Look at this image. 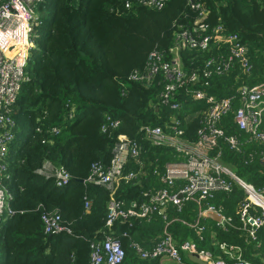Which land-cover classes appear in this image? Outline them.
I'll return each mask as SVG.
<instances>
[{
    "label": "trees",
    "instance_id": "obj_1",
    "mask_svg": "<svg viewBox=\"0 0 264 264\" xmlns=\"http://www.w3.org/2000/svg\"><path fill=\"white\" fill-rule=\"evenodd\" d=\"M193 4L207 12L204 31L195 29L199 9ZM39 9L34 48L25 67L28 80L22 83L11 112L16 132L9 147L12 177L7 190L13 214L0 226V264H88L91 242L107 233L118 239L124 250L121 264H156L158 257L141 258L132 244L150 248L164 230L177 242L190 238L199 248L219 255L218 245L210 241L211 227L202 221L208 229L199 237L190 226L198 214L194 201L184 202L179 209L169 203L164 213L155 211L148 217L117 215L107 226L110 189L84 180L93 163L109 165L118 135L125 134L137 141L141 150L137 158L128 157L123 166V173L132 170L137 177L115 185L113 197L122 203L121 208L138 211L141 203L148 202L144 192L169 190L161 176L165 165L181 156L171 147L152 144L143 127L168 130L171 120L178 118L181 137L195 141L201 127L199 117L184 118L204 105L178 88L175 100L182 108L174 110L158 98L165 84L160 74L148 82L131 75L144 71L151 51L169 56L179 32L187 30L199 38L221 26L222 34L237 35L245 46L250 71L244 72L233 61L225 73H215L229 56V43L213 40L206 49L188 44L179 49L184 70L202 78L208 69L209 84L197 86L216 97L264 82V0H166L160 8L137 0H131L128 7L123 0H46ZM210 59L212 63L207 66ZM237 106V102L232 103L221 123L226 133L239 134L243 139L247 135L233 122ZM115 120L118 125H111ZM219 150L220 160L239 177L264 187V163L257 156L244 164L241 155L225 144ZM45 162L65 168L70 182L59 187L53 178L39 174L37 169ZM177 187L176 183L171 188ZM242 197V189L234 186L230 193H216L209 202L221 207L222 213L238 225ZM43 211L57 212L70 233H45ZM212 227L218 242L241 244L247 259L261 262L264 227L258 230L257 240L249 243L240 231Z\"/></svg>",
    "mask_w": 264,
    "mask_h": 264
},
{
    "label": "built area",
    "instance_id": "obj_2",
    "mask_svg": "<svg viewBox=\"0 0 264 264\" xmlns=\"http://www.w3.org/2000/svg\"><path fill=\"white\" fill-rule=\"evenodd\" d=\"M45 1L0 0V226L13 214L9 204L11 194L7 190V182L12 177L8 161L9 147L16 132V123L11 112L22 83L28 80L25 67L30 50L34 48V29L40 23L39 7ZM123 1L127 7L130 5L131 0ZM137 1L145 6L160 8L166 0ZM193 7L199 9V15L194 22L195 29L204 31L208 27L204 22L207 12L199 4H193ZM221 30V26L213 27L210 34L199 38L183 30L176 35V43L169 49V56L155 50L151 51L144 71L134 72L131 75L133 79L148 82L160 74L165 84L158 98L162 104L169 105L174 110L182 108L181 103L175 100L178 88H181L192 100L202 103L204 105L202 109L184 118L189 120L199 117L201 127L197 130V139L191 142L181 137L183 130L180 129L181 121L178 118L171 120L168 130L160 126L143 127L145 137L152 144L173 148L180 154L181 159L165 165L161 180L170 187L169 190L157 189L144 192L148 202L141 203L138 211L123 210L122 203L113 197L115 185L120 180L129 182L137 177V172L132 170L123 173V166L128 157L137 158L141 150L137 141L125 134L118 135V142L109 165L93 163L84 180L105 185L110 189L107 226H111L117 215L123 218L133 215L148 217L155 211L161 212L169 203L179 209L184 202L194 201L198 205V214L190 226L194 227L199 237H202V232L208 229L202 224L203 219L211 215L215 219L214 227L240 231L246 243L257 240L258 230L264 227V187L244 180L230 166L224 164L220 160L219 147L225 144L229 150L240 154L244 164L255 156L264 163V82L251 87L241 86L233 95L216 97L197 86L209 84L210 71L204 70L202 78L196 72L187 73L179 56V49L186 44L206 49L211 40L225 42L229 43V56L222 60L214 72L225 73L231 68L233 61H237L244 72H249L251 64L245 46L241 44L237 35L222 34ZM211 63L212 59L208 60L206 65L209 66ZM233 102L238 103L233 110V122L247 135L243 139L239 134L226 133L221 123L230 112ZM118 123L115 120L111 125L117 126ZM53 131L58 132V129L53 128ZM250 144H258L263 148L247 149ZM37 172L46 178H53L56 186L59 187L67 185L71 180V175L65 168L55 167L49 162H45ZM176 183L178 187L171 188ZM234 186L240 187L243 191L239 203L238 225L231 217L222 213L221 207L209 202L216 193H230ZM85 206L89 207V201H86ZM41 220L45 233H70V229L62 224L57 212L43 211ZM210 231L215 232L212 226ZM216 244L221 252L219 255L199 248L190 239L177 242L168 231L164 230L152 247L146 249L138 243H133L132 247L144 259L165 256L182 263L184 256L194 254L204 264H256L245 257L244 247L241 244H228L225 241H217ZM90 248L88 264H121L123 261L124 250L119 240L111 234H104L102 239L91 242ZM259 264H264V251Z\"/></svg>",
    "mask_w": 264,
    "mask_h": 264
},
{
    "label": "crops",
    "instance_id": "obj_3",
    "mask_svg": "<svg viewBox=\"0 0 264 264\" xmlns=\"http://www.w3.org/2000/svg\"><path fill=\"white\" fill-rule=\"evenodd\" d=\"M249 147H258V144H250V145H248ZM259 146H261V145H259ZM250 150H252V149H250ZM233 169V168H232ZM235 172V171H234ZM236 173V172H235ZM241 189V188H240ZM165 212V209H164V211L162 212V213H164ZM209 219H211L213 222H210L209 221ZM214 221H215V219H214V217H212L211 215H207L206 217H205V219H203V222L208 226V227H211V226H213V224H214ZM209 234H210V241L212 242V243H214V244H216L217 243V238H216V232H211V231H209ZM188 239H190V238H188ZM175 240V239H174ZM190 240H192V239H190ZM153 241V239L152 240H150V243L148 242V245H151V242ZM176 241V240H175ZM143 242H146V240H145V238H143ZM145 247H149V246H145ZM147 249V248H146ZM156 264H199V263H196V262H193V261H191L189 258H188V256H184L183 257V262L182 263H177V262H175V261H173V260H171V259H169L168 257H165V256H162V257H158V259H157V261H156Z\"/></svg>",
    "mask_w": 264,
    "mask_h": 264
},
{
    "label": "water",
    "instance_id": "obj_4",
    "mask_svg": "<svg viewBox=\"0 0 264 264\" xmlns=\"http://www.w3.org/2000/svg\"><path fill=\"white\" fill-rule=\"evenodd\" d=\"M164 211V209H162L161 210V212H163ZM188 258L191 260V261H193V262H196V263H199V264H204L202 261H200L197 257H196V255H194V254H190V255H188Z\"/></svg>",
    "mask_w": 264,
    "mask_h": 264
},
{
    "label": "rangeland",
    "instance_id": "obj_5",
    "mask_svg": "<svg viewBox=\"0 0 264 264\" xmlns=\"http://www.w3.org/2000/svg\"><path fill=\"white\" fill-rule=\"evenodd\" d=\"M38 11V10H37ZM42 13L43 14H45L46 13V11L45 10H42ZM38 14H40V12L38 11Z\"/></svg>",
    "mask_w": 264,
    "mask_h": 264
}]
</instances>
